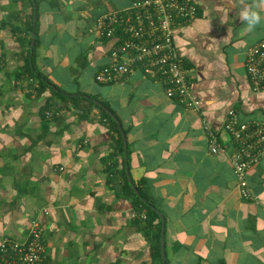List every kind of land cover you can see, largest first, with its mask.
I'll list each match as a JSON object with an SVG mask.
<instances>
[{"label": "crops", "instance_id": "0c3cea01", "mask_svg": "<svg viewBox=\"0 0 264 264\" xmlns=\"http://www.w3.org/2000/svg\"><path fill=\"white\" fill-rule=\"evenodd\" d=\"M35 1L36 68L53 87L93 95L117 116L130 177L165 219L166 264H264V156L246 171L254 198L244 199L222 129L229 109L241 120L264 121V89L252 90L244 66L264 22L248 32L237 0H195V18L173 37L200 102L191 110L140 71L122 82L95 81L113 41L89 28L130 0ZM246 2L264 17V0ZM32 9L27 0H0V239H25L39 219L45 264H160L154 241L161 221L126 196L109 121L87 101L14 78L32 40ZM205 124L223 150L210 151Z\"/></svg>", "mask_w": 264, "mask_h": 264}, {"label": "built area", "instance_id": "2783aa9c", "mask_svg": "<svg viewBox=\"0 0 264 264\" xmlns=\"http://www.w3.org/2000/svg\"><path fill=\"white\" fill-rule=\"evenodd\" d=\"M196 13L195 0H130L121 10L98 15L89 31L112 40L113 44L108 61L95 73V81L101 84L122 82L131 73L140 71L163 81L168 97L176 98L191 110L199 109V99L173 38L175 30L195 18ZM117 28L122 40L114 35ZM244 66L252 90L264 89V37L247 50ZM46 116L51 117L52 112H46ZM205 128L210 151L223 150L217 134L207 124ZM222 129L233 145L228 159L241 197L253 199L245 174L264 156V121L241 120L234 109H229ZM43 213L47 214L48 210L43 209ZM43 231V223L32 219L25 239L1 238L0 264H45Z\"/></svg>", "mask_w": 264, "mask_h": 264}, {"label": "trees", "instance_id": "16d2710c", "mask_svg": "<svg viewBox=\"0 0 264 264\" xmlns=\"http://www.w3.org/2000/svg\"><path fill=\"white\" fill-rule=\"evenodd\" d=\"M22 1H24V0H22ZM27 1H29L31 4L33 2H36L35 0H27ZM37 26H38V18L36 19V21H34L33 9H32V11L29 15L28 30L30 32L34 31V34H35L34 45L31 46V39L29 40V42L26 43V45H25L26 52H25V54H23V57H22L23 59H22L21 65L19 66L17 71L14 73V78L16 80H19L22 78L32 80V82L29 81V84L32 86L35 85V81H36L37 84L38 83L40 84V86H38L39 87L38 91H42L44 88L51 86L52 90H53L52 92L57 93L58 95H61V97L63 99H66V100L67 99H73V100H77V101L84 100V101L89 102L91 106H96L99 109L102 117L109 121V123L112 125L113 129L118 134L117 145L119 148V152L121 154V159H120L121 164H122L121 165L122 166L121 175H122V180L124 183V188H125L126 193H127L126 196L131 198V200L134 202L135 207H139L138 211H140L141 209H144L146 211L147 218H149V220L155 219V220L159 221L158 214L152 209V206H155V205L149 199L145 189L142 186L135 184V186L138 190V194H136L128 182V177L126 174L125 161H124V156H123L124 149H123V142H122V135H121V132H123V130L118 126V124L109 115V112H111L114 115H115V113L106 105L105 102L99 101V99L93 95H82L81 93L69 94V93L63 92V90H61L60 88L53 87L51 85L50 81L37 70L36 64H35V51H36V46H37L36 45V36L38 34V27ZM114 35L119 37V40H122V38H123V37L120 38L121 32L118 28L115 30ZM102 37H104V36H102ZM104 38L106 39V37H104ZM1 62H2V60L0 59V70H1L2 65H3V62L2 63ZM87 112H89V111L82 110V116H86ZM126 163H127V161H126ZM159 241H160V233L157 234V237L155 238V241H154V252L156 254V260H158V262H160V264H161V253H160Z\"/></svg>", "mask_w": 264, "mask_h": 264}, {"label": "water", "instance_id": "95a60500", "mask_svg": "<svg viewBox=\"0 0 264 264\" xmlns=\"http://www.w3.org/2000/svg\"><path fill=\"white\" fill-rule=\"evenodd\" d=\"M33 19H34V21H36V19H37V6H36L35 2H33ZM31 35H32L31 46H33L34 45V36H35L34 31H32ZM109 115L118 124V126L122 129L120 121L118 120V118L114 114H112L111 112H109ZM121 135H122V142H123V149H124L123 156H124V161H125V167H126V174H127V177H128V182L131 185V187L134 190V192L136 194H138V190H137L134 182L132 181V178L130 177V174L128 172L127 163H126V160H127V142H126V137H125V134L123 132H121ZM152 209L158 214L159 219L161 221L159 245H160V253H161L162 264H166V261H165V248H164L165 219H164L163 214L161 213V211L157 207L152 206Z\"/></svg>", "mask_w": 264, "mask_h": 264}, {"label": "clouds", "instance_id": "9594fccd", "mask_svg": "<svg viewBox=\"0 0 264 264\" xmlns=\"http://www.w3.org/2000/svg\"><path fill=\"white\" fill-rule=\"evenodd\" d=\"M237 5L239 7L238 17L244 23L246 31L252 32L264 22V17H262L254 4H249L246 0H237Z\"/></svg>", "mask_w": 264, "mask_h": 264}]
</instances>
